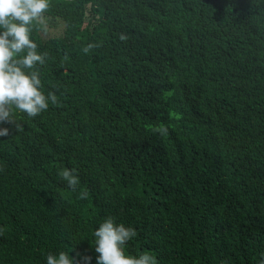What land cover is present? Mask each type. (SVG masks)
<instances>
[{"label": "trees", "instance_id": "1", "mask_svg": "<svg viewBox=\"0 0 264 264\" xmlns=\"http://www.w3.org/2000/svg\"><path fill=\"white\" fill-rule=\"evenodd\" d=\"M44 23L56 100L0 122V264H95L108 216L155 264H264V0H49Z\"/></svg>", "mask_w": 264, "mask_h": 264}, {"label": "clouds", "instance_id": "2", "mask_svg": "<svg viewBox=\"0 0 264 264\" xmlns=\"http://www.w3.org/2000/svg\"><path fill=\"white\" fill-rule=\"evenodd\" d=\"M48 9L49 0H0V122L13 123V110L31 118L46 110L49 102L55 103V96L48 93L46 97L40 90L37 66L44 64V56L31 39L35 25L45 28ZM7 135L8 129L0 127V137ZM63 175L68 178L69 187L75 185L76 179L69 178V172ZM91 235L90 244L98 254L95 264H155L149 254H125V246L136 236V231L111 216L99 222ZM44 260L45 264H76L66 251L48 254ZM89 260L83 257L82 264H88Z\"/></svg>", "mask_w": 264, "mask_h": 264}, {"label": "rangeland", "instance_id": "3", "mask_svg": "<svg viewBox=\"0 0 264 264\" xmlns=\"http://www.w3.org/2000/svg\"><path fill=\"white\" fill-rule=\"evenodd\" d=\"M45 37L46 38H54L59 37L62 35V27L60 25L58 26H51L50 24L45 26Z\"/></svg>", "mask_w": 264, "mask_h": 264}]
</instances>
